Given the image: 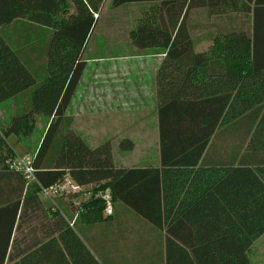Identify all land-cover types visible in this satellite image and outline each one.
<instances>
[{"label": "trees", "instance_id": "1", "mask_svg": "<svg viewBox=\"0 0 264 264\" xmlns=\"http://www.w3.org/2000/svg\"><path fill=\"white\" fill-rule=\"evenodd\" d=\"M73 1L75 10L69 12L67 0H0V103L19 96L26 101L24 111L0 127V264H103L81 224L110 219L116 209L147 225L142 234L134 231L124 239L133 257L148 246L164 264H252L247 250L264 232L263 176L244 164L243 156L230 166L213 165L202 156L218 124L245 115L253 125L257 120L252 136L264 148V88L250 93L200 90L198 68L210 58L194 50L183 26L186 13L180 19L181 10L173 11L166 22L162 14L156 26L142 21L130 31L133 46L165 52L155 77L161 162L159 167L117 165L109 140L91 146L66 115L98 15L95 6L88 8L89 1ZM31 36L45 41L34 42ZM231 36L235 42L226 46L243 56L233 62L241 69L252 66L249 54L256 45L243 31ZM29 51L42 60H27ZM220 62L226 66L228 61L221 57ZM263 64L253 57V70ZM38 114L50 118L32 155L39 183L68 175L91 193L81 201L73 227L42 205L35 182L26 183L7 168L6 161L16 154L6 138L28 135ZM118 147L128 152L134 142L122 138ZM15 176L20 184L6 191ZM106 187L113 201L108 216L103 199L94 196ZM67 204L72 218L76 210Z\"/></svg>", "mask_w": 264, "mask_h": 264}, {"label": "crops", "instance_id": "2", "mask_svg": "<svg viewBox=\"0 0 264 264\" xmlns=\"http://www.w3.org/2000/svg\"><path fill=\"white\" fill-rule=\"evenodd\" d=\"M87 1H89L87 5L90 11L91 7L95 6L93 12L98 14L95 19L94 31L99 29L96 31L97 35L105 38L108 45L130 43V35L128 36L130 40H126V28L137 26L145 20H148L150 25L156 26L160 22L162 14L163 20L166 22L170 19L173 11L181 10L180 19L186 13L183 26L188 31L194 50L203 53L206 58H210L204 60L205 62L199 66L201 68H198L200 79L197 84L200 90L236 91L239 89L244 93H250L253 89L264 88V66L253 70V57L259 62L264 61V0H185L180 7H174L180 0H167V2L166 0H134L119 6H112L111 0ZM67 2L68 11H74V1L67 0ZM241 31L246 33L249 43L256 45L253 53L249 54L252 66L244 69L237 67V63L233 62L236 57H240V61L242 60L243 56L239 53L240 51L234 49L230 51V48L226 46L230 42H235V38L231 34ZM31 38L37 43L45 41L44 37H36L35 40L32 36ZM215 40L217 42L213 46V51H210ZM88 44L89 40L84 51L87 62L66 110V115L72 117L73 129L78 133V129L84 132L83 122L88 121L90 132L97 134L94 124L99 116L100 122L105 123L102 124L105 135L111 134L117 139L128 138L134 142L137 139L140 143L137 161H133L134 158L124 157L125 153H123L119 160L125 158V161L121 163L115 159L113 153L117 165L159 167L161 162L160 130L155 77L159 64L165 56L164 50L159 47L138 50L134 47L132 53L124 52L122 56H116L113 60L108 59L106 61L110 63L106 67L98 68L88 66L92 62L100 60L98 56H90L91 50L86 52ZM39 56L38 53L34 54L29 51L26 59L30 62L42 60ZM221 57L227 59L226 66L221 65ZM237 76L242 78L235 80ZM6 102L12 107L16 105L18 99L17 97L11 98ZM6 113L4 115L0 113V120L8 117V115L6 117ZM41 116L48 119L43 121V119H39L42 118ZM148 117L151 118L150 122L153 126L151 137L146 130ZM77 118L79 119L77 123L79 128L75 125ZM35 119V129L38 128L41 131L39 138L27 142L25 137L15 135L17 142L25 147L22 152L14 151L15 154L33 155L35 152L50 118L38 114L35 115ZM251 120L250 116L245 115L223 125L218 124L202 159L213 163V165L224 166L230 163L237 165L239 157L243 156V163L253 170H259L264 180V148H260L263 139L259 144L256 142L258 137L253 138V128L257 120L254 125ZM249 125H251V129ZM11 135L6 138L7 142ZM149 140H152V145L156 147V151L152 155L149 153L150 145L146 142ZM8 144L10 145L9 142ZM137 147L135 142L134 148L126 153L132 154ZM142 160L146 163H142ZM8 180L11 183L6 185V191L17 182L20 184L17 176ZM16 195L12 194L13 197ZM38 196L42 205L45 208H50L49 201L39 192ZM42 199L46 200L47 204H44ZM61 205L64 209H68L66 202L61 201ZM81 228L89 243L93 244L97 255L99 253L103 264H164V262L158 261V258L153 254L154 251L148 246L144 248L147 249V252L138 254L136 257L127 251L124 239L131 237L134 231L136 234H142L143 230L147 228L146 223L141 219H132V213L127 210L122 212L120 209H116L112 218L95 224L85 223L83 220ZM249 248V251L247 250L249 260L250 257L256 256V251L259 249L260 260L264 264V232Z\"/></svg>", "mask_w": 264, "mask_h": 264}, {"label": "rangeland", "instance_id": "3", "mask_svg": "<svg viewBox=\"0 0 264 264\" xmlns=\"http://www.w3.org/2000/svg\"><path fill=\"white\" fill-rule=\"evenodd\" d=\"M135 27L136 26H133V27L125 29L127 31L126 40H130V38L128 36L130 35V31L133 30ZM97 30H99V29H96L94 31L93 35L91 36V38L89 39V44H88V46L86 48V52H89L91 50L92 53H90L91 54L90 56L91 57L98 56V57H100V60L90 63L88 65L89 67H98V68L106 67V65L110 63V62H107L106 60H108V59H112L113 60L116 56H119V55L122 56V54H124V52L125 53H130V52L132 53V51H134V46H133L132 39L130 40V43H126V44H123V45L122 44H109L108 45V43H106V39L105 38L103 39L102 37H99L97 35V33H96ZM124 39H125V37H124ZM122 47H124V48H122ZM17 99H18V102L16 103V105H14L12 107H11V104H6L7 103L6 100L0 103V113L2 115H4L7 112L6 113V117H7V115L9 117V118L7 117L6 119L0 120V127L6 126L9 123L10 118H11L12 115L20 114L22 111H24L25 105H26L25 98H23V96H19V97H17ZM41 117L42 118H39V119H43V121H44V119H48V118H44L43 116H41ZM150 119L151 118L148 117V119H147V123L148 124L146 126V130L148 131V134L151 137L152 136V132H153V126H152V124L150 122L151 121ZM37 120H38V118H37ZM34 121L36 123L35 117H34ZM78 122H79V119L77 118L76 122H75L76 126H77ZM102 124H105V123H101L100 122V117L98 116L97 121L94 124L95 125V131H96L95 133H97V134H93L89 130V127H90L89 122L88 121L83 122L82 128L84 129V132L81 131L80 129H78L79 130V134H81L83 136V138L86 140V142L88 144H90L91 146L92 145H96L98 143H101V142H103L105 140H109L111 142V144H112V149H113V153H114V156H115L116 160H119V158L121 157L120 155L125 153L123 155L124 157H130V159L134 158L133 161H137L138 158H139L138 157V153L140 152V148H139L140 143H139V141H137V139H136L135 142L138 145V147L135 149V151L132 154L126 153L127 151H122L117 146L118 141L120 139H117L116 137H113L111 134H106L105 135V131L102 128L103 127ZM111 125L115 126L116 124H111ZM71 127H72V120H71ZM40 133H41V131L38 130V128L35 129V127H34L33 130L28 135H25L24 137H25L27 142L28 141H34L36 138H39ZM8 142L13 147V150L15 152H22V151L25 150V147L17 142V137L15 135H11L8 138ZM146 142L148 143V145H150L149 153L151 155L154 154L155 151H156L155 150L156 147L154 145H152L153 141L149 140V141H146ZM128 152H130V151H128ZM119 161L122 163V161H125V158H122ZM130 162H131V160H130ZM141 162L142 163H146V161H143V160ZM87 197L88 196H81L80 198L83 199V198H87ZM42 200H43L44 204H47L46 200H44V199H42ZM61 201H63L64 203L67 202L63 198L59 199L60 205H61ZM249 250H250V248H249ZM260 255H261V252L258 249L256 251V256L254 258L250 257L251 263L263 264L262 261L260 260L261 259Z\"/></svg>", "mask_w": 264, "mask_h": 264}, {"label": "built area", "instance_id": "4", "mask_svg": "<svg viewBox=\"0 0 264 264\" xmlns=\"http://www.w3.org/2000/svg\"><path fill=\"white\" fill-rule=\"evenodd\" d=\"M32 160L33 156L31 154H16L13 158L6 161V164L9 170L20 173L26 180V183L30 181L35 182L38 186L39 194L49 201L51 209L57 211L68 222V224L73 227L75 219L79 215L81 201L90 197V191L83 190V187L79 186L68 175H65L62 179L54 183L45 186L41 185L36 178ZM81 196L88 197L81 199ZM94 196L103 199L104 215H111L113 213V201L110 189L108 187L100 189ZM61 197L67 201L66 203H69L70 208L76 210L73 213L72 218L62 205H60L59 199H62Z\"/></svg>", "mask_w": 264, "mask_h": 264}]
</instances>
